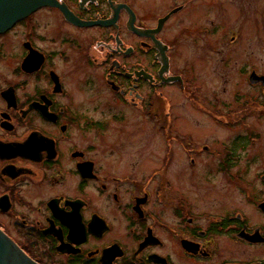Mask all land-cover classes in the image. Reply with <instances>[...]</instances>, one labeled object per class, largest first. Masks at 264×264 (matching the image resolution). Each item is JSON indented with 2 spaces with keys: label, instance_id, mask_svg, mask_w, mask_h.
<instances>
[{
  "label": "flooded vegetation",
  "instance_id": "af4514ba",
  "mask_svg": "<svg viewBox=\"0 0 264 264\" xmlns=\"http://www.w3.org/2000/svg\"><path fill=\"white\" fill-rule=\"evenodd\" d=\"M252 21L264 0H50L1 32L0 228L38 264H264L231 258L237 241L264 246L233 198L253 197L240 147L195 129L236 128L239 111L260 138ZM129 109L167 147H121Z\"/></svg>",
  "mask_w": 264,
  "mask_h": 264
},
{
  "label": "rangeland",
  "instance_id": "374dc122",
  "mask_svg": "<svg viewBox=\"0 0 264 264\" xmlns=\"http://www.w3.org/2000/svg\"><path fill=\"white\" fill-rule=\"evenodd\" d=\"M255 1L260 2L261 0H255ZM255 16L256 15L253 14V17ZM243 23L245 22H242L241 31H243L245 35H247L246 29L245 27H243ZM249 25H251L253 29L251 33L247 35V36H251L250 40H248L247 43L249 42L252 43L254 49L253 55L249 56V58L250 60H252L254 67L258 69V72L264 73V52H263L264 26L262 27V29L258 28L257 23H255L254 21H252L251 24L249 23ZM168 26L173 27L175 26V23H171ZM245 42L246 39L243 40L242 45H240L239 43L238 46L241 47L245 45ZM229 47H233V46H229ZM258 49L260 50L263 49V50L260 51L261 53L258 54ZM226 52H227L226 55L228 56L229 51L226 50ZM237 60H238L237 67L241 68L242 67L241 57H238ZM230 64L233 65L234 61L232 60ZM208 66L209 63L205 65L206 68L204 69L205 76L207 77V79L205 77L207 84H209V82L211 83L214 81L216 85L221 86L220 91H222L223 86L225 85L223 83L224 80L222 81L221 84H219L218 79L220 77L218 78L215 76L216 74H220V72L209 69L210 67ZM95 69L96 68H93V70ZM221 75L226 76V79L232 78L233 71H231L230 68H225V70L221 68ZM244 86L245 85L243 84L242 85L243 89L246 88V87L244 88ZM253 93L257 94L258 90L253 91ZM227 98H228L227 92L221 93L219 102L221 106V112L223 113L225 112L224 104L226 103V101H228ZM160 103L162 106L161 109L164 111V109H166V105L164 104V101ZM237 104H235L236 110H240L241 108L244 107V105L241 104L240 108H238ZM128 112L131 113L130 116L128 117V121L125 126V128L128 129V131H126L121 136L122 138V142L120 143L121 147H167L168 137L166 138V136L163 135V133L161 132H158L157 135H152L154 130L146 123L143 115L142 116L139 115L136 110H135V114L134 112L131 111V109H129ZM237 112H238L237 114L233 112L234 113L233 117L235 119L233 118L234 121L232 123V124L237 123L236 128L233 127L227 128L223 124L214 126L209 118V115H206V117L202 119L200 118V124L196 126L195 129L199 134H201V138L202 140H205V142L212 143V141L216 139L220 141L229 140L232 146L234 144L237 145L238 148L240 147L238 150V155H239L238 163H237L238 173H242L240 174V176H243L245 178L247 177L251 178L253 182L251 195L253 193V197L251 196L249 198L247 204L245 202L246 195L244 192H242L243 189H241L240 186L238 185V190H236L237 195L236 196L233 195V198L238 206L243 207L248 212L246 215V218L248 219V223L251 225H255L264 222V214L257 208L258 203L262 199H264V181L259 177L260 174H264V117L263 119H261L259 118L260 116L255 115L257 117V120L262 121L263 125H261L259 129L262 132V134L260 135L259 139H257L256 137L247 142L245 138H248V140L250 138V135H248V125L250 122V118L247 116V114H246L247 117H240L239 111ZM216 116L219 117V119L222 117L221 119L222 122L225 121V117H223L224 116L223 114L220 115L217 114ZM189 123H192L191 119L186 120L187 126L184 127H188V126L192 127L191 125H189ZM158 124H160V121ZM235 136H237L236 138H238L236 142L233 139ZM202 140L200 139L199 143L204 142ZM99 142H101V140H99ZM191 145L192 144H190L189 146ZM175 147H182V146L180 144H177L176 142ZM224 194L225 193L221 192V196ZM218 196H219V192H218ZM222 238H225V236H223ZM261 246H253L248 244L246 245L240 241H237L236 244L231 245L230 248L232 253L231 258L253 260V261L262 260L264 259V246L262 247Z\"/></svg>",
  "mask_w": 264,
  "mask_h": 264
},
{
  "label": "water",
  "instance_id": "95a60500",
  "mask_svg": "<svg viewBox=\"0 0 264 264\" xmlns=\"http://www.w3.org/2000/svg\"><path fill=\"white\" fill-rule=\"evenodd\" d=\"M50 0H0V33ZM264 81V77L258 78ZM264 211V202L259 205ZM258 232V231H257ZM254 238H258L253 234ZM257 240L253 241H259ZM0 264H38L0 229Z\"/></svg>",
  "mask_w": 264,
  "mask_h": 264
},
{
  "label": "bare ground",
  "instance_id": "6f19581e",
  "mask_svg": "<svg viewBox=\"0 0 264 264\" xmlns=\"http://www.w3.org/2000/svg\"><path fill=\"white\" fill-rule=\"evenodd\" d=\"M1 229V228H0Z\"/></svg>",
  "mask_w": 264,
  "mask_h": 264
}]
</instances>
